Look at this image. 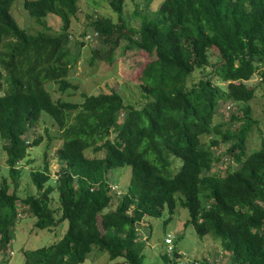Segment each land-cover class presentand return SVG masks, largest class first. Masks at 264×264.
I'll return each mask as SVG.
<instances>
[{
	"label": "trees",
	"instance_id": "1",
	"mask_svg": "<svg viewBox=\"0 0 264 264\" xmlns=\"http://www.w3.org/2000/svg\"><path fill=\"white\" fill-rule=\"evenodd\" d=\"M14 1L0 0V144L7 156V173L0 168V250L14 239L22 200L37 228L69 223L57 242L25 251V264L83 263L93 246L111 260L144 264L137 225L166 207L173 214L180 200L189 211L186 224L199 235L221 237L232 264H264V141L246 154L250 106L242 128H233L236 117L225 129L214 124L221 101L249 102L255 91L247 82L255 74L264 84V0H162L148 13L154 0H146L144 10L131 13L142 18L138 29L130 16L122 17L127 0H107L116 16L91 15L94 32L82 36H100L107 48L93 52L108 63L124 40L136 50L140 79L127 82L143 93L139 103L127 102L117 83L108 92H81V103L55 100L48 85L78 89L68 75L77 59L71 24L79 0H24L28 14L44 26L38 32L19 24ZM49 16L60 19L59 33L50 32ZM212 49L218 64L210 63ZM196 70L202 76L190 81ZM43 113L62 128L57 157L64 165L52 179L44 160L30 173L39 192L20 199L19 164L42 142V136L31 140L30 132ZM221 143L228 145L227 158L215 153ZM89 149L105 155L89 157ZM175 159L182 160L178 168ZM222 161L221 175L214 168ZM126 166L131 181L118 194L111 171ZM55 191L57 210L50 203Z\"/></svg>",
	"mask_w": 264,
	"mask_h": 264
},
{
	"label": "rangeland",
	"instance_id": "2",
	"mask_svg": "<svg viewBox=\"0 0 264 264\" xmlns=\"http://www.w3.org/2000/svg\"><path fill=\"white\" fill-rule=\"evenodd\" d=\"M122 17L129 19L130 25L137 29L140 26L141 17L131 18V13L136 7L144 10L146 7V0H127ZM162 0H154V3L146 10L150 12L151 9L159 6ZM79 10L77 16L73 18L71 24V47L77 59L73 64L71 73L68 75V80L78 85L77 90H68L61 92L58 90L57 84L48 85L53 98L64 99L71 102L81 103L83 97L81 92L87 94L108 92L111 86L116 83L119 84V91L123 92L124 98L127 102L139 103L143 98V93L137 86L127 81H136L140 79L138 74L139 66L135 62L136 50L130 49L126 41H122L119 48L115 51L111 63L105 62L100 56L94 55V50L99 49L101 52L106 50L100 36L96 33L89 35L87 38L82 36L84 30L88 33L93 27L89 24L91 15H106L116 16L113 14L107 0H79ZM12 13L18 20L19 24L27 28L30 32H38L44 30V26L38 23L31 17L24 8V0H15L12 6ZM117 14V13H116ZM96 18V15L94 16ZM47 26L51 27L50 32L59 33L61 29V21L55 16H49L46 19ZM78 39L84 41V44L75 43L73 40ZM210 63H219L218 52L214 49L210 51ZM92 57H95V59ZM137 59L145 62V56ZM212 68V65L209 66ZM203 72L196 70L190 81H196ZM128 83L130 86H128ZM221 86L226 83L218 82ZM248 86L255 91L254 97L249 102H220L218 113L215 115L214 124L223 123L222 129H225L227 123H231L232 119L236 117L238 121H234L233 128L240 129L247 124V118L244 111L250 106L252 119L254 122L250 125V129L246 136V154L249 155L262 147L264 141V84L261 83L260 74H255L253 78L247 82ZM128 88H127V87ZM125 87V88H124ZM121 92V93H122ZM76 114V113H74ZM37 136H42V142L39 146L32 148L30 156L24 159L19 167L22 169V175L19 179L20 188L18 194L20 199L25 198L29 194H37L39 189L32 182L30 173L33 170L42 168L44 160L50 165L51 178L57 177V170L64 164L57 157V149L62 144V128L51 118L43 113L39 123H37L30 132V138L33 140ZM52 138V139H51ZM206 143H210V138L205 136L203 138ZM228 145L221 143L215 148V153L221 154L224 158L229 157L227 152ZM89 157L105 155V150L95 152L92 149L86 151ZM47 155V156H46ZM6 153L0 144V168L3 173H7ZM47 158V159H46ZM231 162V158H228ZM224 161V160H223ZM215 164L214 171L224 174L221 167H225L224 162ZM176 167L182 164L181 159H175ZM233 168H237L236 164H232ZM177 171V170H176ZM8 175V174H5ZM131 169L129 167H117L111 171L110 182L117 184L121 191L127 188L131 181ZM9 177V176H8ZM51 206L54 209L60 207L58 200L59 193L55 191L52 194ZM118 198H114L113 202L116 204ZM114 207V206H113ZM108 210V209H107ZM105 210V212L107 211ZM18 218L14 226V239L10 244H7L0 250V264H25V251L37 249L39 247L48 246L60 240L68 228V221L65 220L58 226L51 228L40 229L35 225L36 217L30 212L27 205L21 201L18 202ZM60 214H57L59 217ZM190 215L186 207L182 206L178 200L177 207L173 214H170L166 207L161 216L146 215L144 219L137 225L138 233L142 245V253L144 256V264H183L182 259L186 255V259L202 262L208 260L210 263L206 264H232L231 253L225 254L222 248L221 237L213 234L199 235L193 224L186 222ZM170 237L172 244L167 243L166 239ZM177 254H179L177 256ZM185 259V260H186ZM184 260V261H185ZM195 262L189 261L187 264ZM79 264H127L122 258L111 260L109 255L93 246V251L87 256L83 263Z\"/></svg>",
	"mask_w": 264,
	"mask_h": 264
},
{
	"label": "built area",
	"instance_id": "3",
	"mask_svg": "<svg viewBox=\"0 0 264 264\" xmlns=\"http://www.w3.org/2000/svg\"><path fill=\"white\" fill-rule=\"evenodd\" d=\"M112 188L119 194V193H121L122 191H121V189L119 188V186H117V185H112ZM166 241H167V243H171L172 242V239L170 238V237H167V239H166ZM173 243V242H172ZM171 243V244H172ZM187 258V257H186ZM185 258V259H186ZM184 259V260H185ZM189 261H191L192 262V260H190L189 258L188 259H186L185 261H183V264H187Z\"/></svg>",
	"mask_w": 264,
	"mask_h": 264
}]
</instances>
